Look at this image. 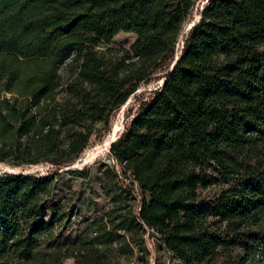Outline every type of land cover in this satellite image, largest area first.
<instances>
[{"label":"trees","instance_id":"trees-1","mask_svg":"<svg viewBox=\"0 0 264 264\" xmlns=\"http://www.w3.org/2000/svg\"><path fill=\"white\" fill-rule=\"evenodd\" d=\"M196 2L0 0V163L50 166L0 172V264H117L147 229L183 264H264V0H208L177 53ZM102 14L135 41L99 49ZM161 72L110 148L139 210L115 196L94 236L60 242V177L90 175L63 169Z\"/></svg>","mask_w":264,"mask_h":264},{"label":"rangeland","instance_id":"rangeland-1","mask_svg":"<svg viewBox=\"0 0 264 264\" xmlns=\"http://www.w3.org/2000/svg\"><path fill=\"white\" fill-rule=\"evenodd\" d=\"M207 1L197 0L192 17L184 26L177 53L181 52L187 36V27L200 17ZM85 31L99 39L98 48L101 50L126 48L136 39L135 34L122 31L108 14L89 15ZM164 79V72H161L156 74L150 83L142 84L116 113L111 121L110 131L105 133L101 140L94 137L82 155L72 165L63 169L83 170L84 167H89L90 175L88 178H82L63 172L60 177L57 201L61 200L66 213L65 219L55 228L60 242L67 244L88 235L94 236L95 230H100L102 217L114 205L115 196H119L123 202H129V205L139 210L140 191L137 186H131L128 178L120 176L119 166L114 168L117 162L110 155V148L106 149L105 142L116 126L119 127L116 138L121 136L127 123L137 114L141 103L148 100L161 87ZM107 164L111 167H107ZM114 169H117L118 173H115ZM5 171L47 175L50 173V166L47 164L13 166L9 163H0V172ZM210 173L218 178L212 169ZM225 186L215 181L209 187L200 188L199 192L202 197L214 198ZM128 244L130 250L127 251L116 244L117 264H183L166 248L162 239L153 230H145L139 243L130 239ZM64 263L77 264L72 258L65 259Z\"/></svg>","mask_w":264,"mask_h":264},{"label":"water","instance_id":"water-1","mask_svg":"<svg viewBox=\"0 0 264 264\" xmlns=\"http://www.w3.org/2000/svg\"><path fill=\"white\" fill-rule=\"evenodd\" d=\"M203 10H204V7H203V9H202V12H203ZM200 20H201V16H200L196 21H193V22L187 27V35H188L189 31L192 29V27L196 24V22H198V21H200ZM183 45H184V42H183ZM183 45H182V47H183ZM178 60H179V55L177 54V55L175 56V59H174L172 65H171V71L173 70V67L176 65V63H177ZM165 80H166V78L163 80L162 85L164 84ZM162 85H161V86H162ZM118 138H119V137H117V138H115L114 140H112V142L110 143V148H111V146H112V143H114ZM68 169H70V168H68Z\"/></svg>","mask_w":264,"mask_h":264},{"label":"bare ground","instance_id":"bare-ground-1","mask_svg":"<svg viewBox=\"0 0 264 264\" xmlns=\"http://www.w3.org/2000/svg\"><path fill=\"white\" fill-rule=\"evenodd\" d=\"M118 126H116L115 130L107 137L106 142H105V147L106 149L110 148V143L112 142V140H114L116 138V132L118 130Z\"/></svg>","mask_w":264,"mask_h":264}]
</instances>
